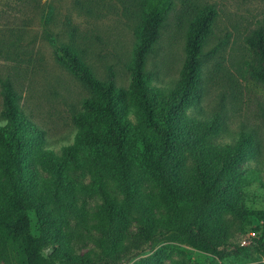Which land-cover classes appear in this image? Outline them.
I'll use <instances>...</instances> for the list:
<instances>
[{"label":"trees","instance_id":"trees-1","mask_svg":"<svg viewBox=\"0 0 264 264\" xmlns=\"http://www.w3.org/2000/svg\"><path fill=\"white\" fill-rule=\"evenodd\" d=\"M183 3L188 12L190 0ZM75 4L83 14L104 15L100 3L75 0ZM127 4L125 13L130 17L136 13L139 20L128 86L117 83L112 69L106 78H98L76 49L56 47L58 59L90 90L72 116L78 128L75 143L61 153L48 147L44 130L19 107L13 82L2 81L0 259L7 264H14V259L16 264H120L124 255L140 247V240L150 242L158 236L207 254L228 247L243 251V246L229 241L225 213L240 209L243 189L250 183L241 165L257 151V140L253 133L242 131L233 142L216 143L217 118L198 119L189 113L201 96L203 45L217 11L213 5L198 10L189 23L180 76L174 87L163 88L150 83L153 75L145 66L174 2ZM245 42L250 53L247 68L264 83V27L255 28ZM92 162L98 166L92 173L94 185L78 192L102 195V255L98 259L73 255L59 245L47 256L43 250L51 238L34 234L28 211L44 220L46 207L63 194L74 196L73 172H84ZM104 166L109 167L112 182L102 181L107 174ZM249 214L264 219V210ZM258 244L264 251V241Z\"/></svg>","mask_w":264,"mask_h":264},{"label":"rangeland","instance_id":"rangeland-1","mask_svg":"<svg viewBox=\"0 0 264 264\" xmlns=\"http://www.w3.org/2000/svg\"><path fill=\"white\" fill-rule=\"evenodd\" d=\"M128 1L92 0L102 5L104 13L96 17L81 13L75 0H0V112L2 81L8 78L17 104L44 130L48 147L61 153L74 144L78 128L72 116L82 108L90 90L58 59L56 47L76 49L98 78H106L112 69L117 83L128 86L139 23L136 13L132 17L125 13ZM173 2L145 69L153 75L152 85L174 87L186 56L189 23L200 8L215 7L212 31L203 45L201 96L189 113L198 119L217 118L220 131L213 137L216 143L233 142L242 131L253 133L257 140V151L241 165L250 183L243 189L240 209L225 213L229 241L243 246V251L228 247L207 254L169 236H158L150 242L140 240V247L124 255L120 264H264V251L258 244L264 241V222L260 221L264 219L249 214L264 210V83L247 68L250 53L245 42L255 28L264 27V0H190L188 12L183 0ZM96 167L92 162L84 172H73L74 196L61 195L44 209V220L34 210L28 211L34 234L45 233L51 238L43 250L45 255L62 245L73 255L101 257L102 195L78 192L94 185ZM102 170L107 173L102 181L112 182L109 167ZM49 217L53 220L48 221ZM132 231L137 229L132 226ZM17 261L14 259V264ZM0 264L7 263L0 259Z\"/></svg>","mask_w":264,"mask_h":264},{"label":"built area","instance_id":"built-area-1","mask_svg":"<svg viewBox=\"0 0 264 264\" xmlns=\"http://www.w3.org/2000/svg\"><path fill=\"white\" fill-rule=\"evenodd\" d=\"M260 221H261V223L264 222V220H260ZM256 233H257L256 230H253V231H252V234H253L254 236L256 235Z\"/></svg>","mask_w":264,"mask_h":264}]
</instances>
